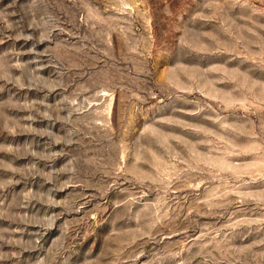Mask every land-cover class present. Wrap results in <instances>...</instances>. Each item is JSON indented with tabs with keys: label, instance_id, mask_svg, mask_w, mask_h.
Here are the masks:
<instances>
[{
	"label": "rangeland",
	"instance_id": "rangeland-1",
	"mask_svg": "<svg viewBox=\"0 0 264 264\" xmlns=\"http://www.w3.org/2000/svg\"><path fill=\"white\" fill-rule=\"evenodd\" d=\"M0 264H264V0H0Z\"/></svg>",
	"mask_w": 264,
	"mask_h": 264
}]
</instances>
